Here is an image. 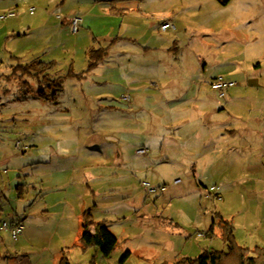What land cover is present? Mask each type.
Here are the masks:
<instances>
[{
  "label": "rangeland",
  "instance_id": "374dc122",
  "mask_svg": "<svg viewBox=\"0 0 264 264\" xmlns=\"http://www.w3.org/2000/svg\"><path fill=\"white\" fill-rule=\"evenodd\" d=\"M127 2L129 5L141 2L147 13H151L153 5L155 10L170 2L169 7L182 17L207 15L213 22L210 17L220 16L216 19L219 22H213L215 25L228 28L239 39L257 34L258 41H263L260 44L264 45V0ZM75 5L73 0H0V223L8 222L10 216L18 217L22 223L28 221L27 230L16 239L11 236V241L7 239L9 232L0 230V252H11L12 241L22 240L21 236L31 238L30 245L23 243L29 246L26 247L27 259L19 255L9 264H58L61 257L71 264H175L183 258L193 259L204 251H226L220 237V218L230 221L234 241L251 256L256 247L264 249V147L261 143L264 137L260 134L250 141L247 149L240 146V142H244L240 132L231 137L236 148L231 158L238 160V163L233 161L239 165L237 169L231 168L214 177L206 174L194 178L192 173H180V182L193 183L185 190L171 188L175 172L183 170L179 164L166 160L159 161L158 165L150 164L137 175L132 188L125 187L131 179L120 176L125 165H121L118 157L113 161L108 157L120 149L126 150L130 157L137 154L136 148L149 145L152 140L148 134L155 122L154 115L139 113L133 105L124 104L130 101L128 95H123L127 99H117L121 106L112 107L93 104L92 99L81 96V80L68 76L73 72L86 77L93 70L85 72V41H76L70 28L64 31L54 24ZM30 9H34L33 14L29 13ZM10 12L15 16H8ZM150 13L143 15L151 19ZM44 14L54 22L49 18L45 23L32 22ZM154 19L156 24L160 23L155 15ZM193 36L194 41L209 43L215 51L213 35ZM227 44L233 45L228 48H240L247 60L253 56L250 46L244 49L241 39ZM223 52L224 56L226 47ZM34 60L59 63L55 70L48 72L46 80L44 76L41 80L29 75L22 77L18 66ZM151 60L147 62L153 64ZM147 62L134 61L133 64L141 67ZM156 64L161 76L178 73L180 71L175 70L181 68L178 61L172 60L168 65ZM104 69L101 68V72ZM126 70L131 76L139 73V70L137 73ZM59 78L61 91L46 90L47 79ZM87 85L82 89H87ZM43 91L46 94L42 95ZM144 100L147 111H157L162 105L151 95ZM239 102L248 104L244 99ZM256 105L255 108L260 106ZM187 107L188 104L179 103L172 113L165 105L157 115L164 117V122L171 118L182 120L189 118L184 110ZM223 120L227 122L228 118ZM229 144L224 140L219 143V150L227 152ZM16 145L19 147L15 149ZM155 153L157 155V151ZM219 164L227 168L228 158ZM245 165L254 167L243 169ZM132 189L137 196L130 195ZM153 190L157 193L152 194ZM82 206L91 208L93 220L106 223L117 237V247L109 257H104L96 248L80 247ZM213 221L214 235L209 237Z\"/></svg>",
  "mask_w": 264,
  "mask_h": 264
},
{
  "label": "crops",
  "instance_id": "0c3cea01",
  "mask_svg": "<svg viewBox=\"0 0 264 264\" xmlns=\"http://www.w3.org/2000/svg\"><path fill=\"white\" fill-rule=\"evenodd\" d=\"M127 1L73 0L76 3L74 9L64 13L66 16L60 15L59 21L56 19L54 22V19L51 20L45 14L32 21L45 23L49 18L59 29L65 31L70 28L71 19L79 17V27L73 36L76 41H85L83 48L85 49L86 65L89 49H107V54L86 77L76 78V80H81V89L79 90L82 93L81 96L92 99L91 103L93 104L104 103L106 106L112 107L121 106L117 99L128 95L130 101L124 104L133 105L139 113L145 112L154 115L155 122L148 134V138L152 141L148 142L149 145L143 142V145L146 146H140L146 149V154L134 153L129 157L126 150L120 149L119 152L108 157L109 161L118 157L121 165H125V170L121 169L120 176L123 179H129V177L132 179L126 183L125 187L132 188L137 175L149 168L150 164L158 165L159 161L164 162L165 160L167 163L173 161L179 164V168L183 170V172H175L171 187L174 189L185 190L186 187L193 185L190 180L174 184V181L179 179L180 173H192L194 178L206 174L214 177L220 172L227 173L231 168L232 170L237 169L239 165L237 164V166L233 161L238 163V160L231 158L233 154H236L231 137H236L240 132L241 139L244 141L240 142V146L243 149L249 148L250 141L253 142V138L258 134L264 137V45L260 44L263 41H258L259 35L257 34L252 37L240 38L244 43V49L250 46L253 54L251 59L247 60V57H243L244 54L240 48H228L233 45L227 44V42L240 39L228 28L213 23L214 21L215 23L219 22L216 19L220 16L210 17L213 22L207 15L198 18L182 17L175 9L169 7L170 2H166L165 5H161L155 10L153 9L154 5L151 4V6L153 5L152 11L147 13L143 11L141 2L138 5H129ZM149 13L152 18L146 19L147 17L143 14L149 16ZM154 15L158 17L159 24L154 21ZM165 22L173 25L174 29L161 31L160 26ZM215 26L219 29L216 30ZM193 35L200 38L213 35L216 42L215 51L211 49L209 43L199 39L194 41ZM224 44L227 52L223 56ZM79 47H81L80 43ZM148 59H152L153 64L148 63ZM143 60L148 64L141 67L134 66V61L143 62ZM171 60L179 62L181 68L175 71L179 70L180 72H169L167 76H161L160 72L156 71V63L168 65ZM51 61L55 63V66L49 72L55 70L59 62L56 60L41 61L45 63ZM31 63H37V61L34 60ZM101 68L106 69L101 72ZM126 68L134 70L135 73L139 70V73L136 76H131L130 71H127ZM112 72L115 76H112ZM217 79L236 81L240 83L241 87L238 84L230 87L226 98L222 99L211 88V83ZM86 84H88L87 89L83 90L82 87ZM147 90L151 92H146ZM149 95L153 100L160 101L162 104L157 111H147L149 108L147 109L144 99ZM160 98H163V101ZM239 99L246 100L248 104H241ZM179 103L188 104L187 109L184 110L189 114V118L182 120L171 118L169 122H164L165 118L157 115L159 109L165 105L167 109H170V112L174 113ZM256 103L260 105L257 108H255ZM151 109H153L152 106ZM224 117L228 118L227 122H224ZM153 140L157 145L155 149ZM224 140L230 143L226 147L227 152L219 150V143ZM261 143L264 147V139L261 140ZM140 147L136 148L135 152ZM262 150L264 151V148ZM155 151H157V155ZM227 158L229 160L228 167L220 166L219 163L225 162ZM240 159L242 162V158ZM172 167L174 169L173 164ZM252 167L254 166H242L247 170H251ZM5 171L4 173L7 174ZM0 176H2L1 169ZM181 184L182 187H179ZM133 191L134 189L130 191L131 196ZM151 193L155 194L157 191L153 190ZM137 195L135 193L132 197ZM86 209L89 208L82 206L80 213L82 214ZM80 217L79 223L81 222ZM4 223L7 224V229H1ZM26 223L28 225V221L25 220L22 223L18 217L10 216L8 222L0 223V230L9 232L7 239L11 241L12 235L9 228L18 224L22 226L24 233L27 230ZM21 237L22 240L12 241L11 252H0V264L16 261L17 257H20L19 255H22L23 259H27L26 247H29L31 238ZM62 251L60 250V252Z\"/></svg>",
  "mask_w": 264,
  "mask_h": 264
},
{
  "label": "trees",
  "instance_id": "16d2710c",
  "mask_svg": "<svg viewBox=\"0 0 264 264\" xmlns=\"http://www.w3.org/2000/svg\"><path fill=\"white\" fill-rule=\"evenodd\" d=\"M218 1L221 3H226L228 0ZM106 54L107 49H89L87 54V68L85 72H89L94 69ZM54 66L55 63L53 61L48 63L38 61L37 63L19 65L18 68H20L22 77L29 75L30 77L41 80L40 77L44 76L45 79L43 80H46L47 73L52 70ZM17 72H15V74H17ZM69 75L70 76L68 77H81V74H75L72 72H70ZM59 82L61 83V78L53 81L47 79V84L45 87L46 90L53 91V93L61 91L62 87ZM44 94L46 93L43 91L42 95ZM80 221L81 232L79 234L78 240L80 247L82 249L90 247L96 248L104 257H109L115 251L118 244V239L107 228L106 223L94 221L91 208L82 212ZM213 224H215L214 221L208 231L209 237L214 235ZM218 225L221 229L220 237L227 248L226 251H204L202 254L193 259L183 258L178 260L175 264H264V249L256 247L254 250L255 252H252L253 256H251L249 253H247V249L237 246L236 242L234 241L233 227L230 221L220 218ZM128 254L129 252L126 253V255ZM58 264L71 263L67 258L62 257Z\"/></svg>",
  "mask_w": 264,
  "mask_h": 264
},
{
  "label": "built area",
  "instance_id": "2783aa9c",
  "mask_svg": "<svg viewBox=\"0 0 264 264\" xmlns=\"http://www.w3.org/2000/svg\"><path fill=\"white\" fill-rule=\"evenodd\" d=\"M33 12H34V9H30L29 13L33 14ZM8 16L13 17V16H15V13L14 12H10L8 14ZM79 23H80V18L79 17H73L71 19V21H70V30H71V32H73V33L77 32L78 27H79ZM168 29H174V26L171 25L170 23H167V22L163 23L160 26V30L161 31H167ZM235 85H236L235 82H226V81H224L222 79H217V80H214L211 83V88L217 92V94H218V96L220 98L225 99L226 96H227L228 89L230 87L235 86ZM122 98H126L127 99L128 97H122ZM16 146L18 147V145H16ZM146 152H147L146 149H138L136 151L137 154H146ZM178 183H180L179 179L174 181V184H178ZM162 189H164V188H162ZM7 228H8V226H7L6 223H4L2 225V227H1V229H7ZM9 231H10L12 237L14 239H16L22 232V226H20L18 224L17 225H13V226H11L9 228Z\"/></svg>",
  "mask_w": 264,
  "mask_h": 264
}]
</instances>
